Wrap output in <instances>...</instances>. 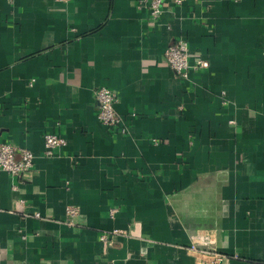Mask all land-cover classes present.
Segmentation results:
<instances>
[{"label":"crops","instance_id":"crops-1","mask_svg":"<svg viewBox=\"0 0 264 264\" xmlns=\"http://www.w3.org/2000/svg\"><path fill=\"white\" fill-rule=\"evenodd\" d=\"M140 1L0 0V142L34 154L0 175V264H264V0H165L157 23ZM178 39L209 63L189 81ZM46 133L67 141L52 158Z\"/></svg>","mask_w":264,"mask_h":264},{"label":"built area","instance_id":"built-area-1","mask_svg":"<svg viewBox=\"0 0 264 264\" xmlns=\"http://www.w3.org/2000/svg\"><path fill=\"white\" fill-rule=\"evenodd\" d=\"M57 2L67 3L70 0H56ZM165 0H141L139 8L146 9L149 12V18L153 23H157L162 15V8ZM185 0H174L176 5H181ZM165 60L171 69L185 81L190 80L193 72L206 70L209 68V63L206 60H197L195 64L190 62V47L189 44L178 39L165 50ZM95 99L97 101L98 110L97 118L106 127L115 129L120 133H126L127 128L124 126L123 119L119 116L116 110L118 103V95L115 91L100 87L95 91ZM67 144L64 137L56 133H46L44 135V156L52 158L56 151ZM34 167V154L23 148L7 143L0 142V175L7 173L14 178H21L26 173L30 172ZM117 209L110 210V217L114 218ZM80 215V209L77 206H69L66 209L65 223L73 226ZM39 217L38 215H36ZM125 231L113 229L107 232H102L99 236L100 241L112 244L115 237H126ZM191 250L196 253V264H231L236 257L222 254L221 252L211 250H198L195 246H191Z\"/></svg>","mask_w":264,"mask_h":264}]
</instances>
